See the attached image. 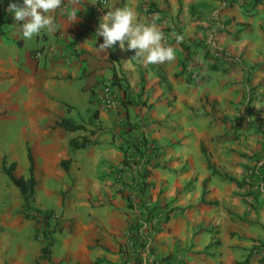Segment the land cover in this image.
<instances>
[{"label":"crops","instance_id":"crops-1","mask_svg":"<svg viewBox=\"0 0 264 264\" xmlns=\"http://www.w3.org/2000/svg\"><path fill=\"white\" fill-rule=\"evenodd\" d=\"M255 1L257 3L254 2L255 6L247 13L238 8H225L218 14L217 8H213L216 3L211 0H107L105 8H100L97 0H80L75 9L77 20L70 23L69 17L74 9L69 0H64L61 9L52 13L58 29L53 33L42 31L29 40L23 37V22L15 21L13 14L7 11L10 3L22 5L23 0H0L7 21L1 27L0 36V132L3 133V122L11 123L13 114L19 110L27 123L38 122V126L31 130L35 136L25 134L21 138L27 142L33 159L36 207L39 206L37 177L44 176L43 199L52 197L55 182L49 175L55 163L68 161L67 179L63 183L67 193L63 205L66 216L71 214L72 207L82 208L89 216L87 232H78L74 238L75 246L87 253L88 264L97 259L101 261L99 264H127L128 256L132 254L137 253L140 259L146 255L143 251L133 250L136 238L131 234L130 225L137 218L126 202L128 197H133L132 194L128 190L116 193L115 186L110 184V172L123 160L118 142L108 136L109 131L89 136L94 122L110 130L113 120L106 115L107 110L101 104L92 103L90 99L91 86L99 78L114 77L120 82L123 88L120 93L122 99L127 100V113L131 119L135 118L138 109L144 110L145 107L147 111L142 113H146V119L150 123L161 121L162 125L150 124L142 133L144 139L161 147L160 167L164 161L168 165L163 170L154 166L148 181L159 184L158 206L172 209L174 214L167 215L163 231L150 242L153 251L140 260L143 261L140 264H159L157 257L167 260L183 249L185 252L177 258L185 264H228V247L242 254L250 249L251 241H260L249 229L252 226L248 218L237 221L246 212L238 199H230L229 204L234 222L222 212V203L228 209V184L219 181V189L215 187L218 174L208 172L199 148L201 141L209 145L214 136L208 129L202 132L198 128L202 123L208 125L210 118L205 112H209L210 107L222 114L218 115L228 118L227 95L224 101L216 90L226 91V81H241L243 77L242 72L226 63L228 59L241 61L244 67L252 68L248 70L252 85L261 84L264 79V2ZM150 4L154 7L150 8ZM124 7L133 9L140 22L155 20L164 34V45L175 49L174 61L146 65L132 58L135 50H121L118 43L106 52L98 50L103 38L96 37L95 32L101 17L110 9ZM153 8L155 11H151ZM208 10H211L210 14ZM177 35L183 36L182 43H177ZM204 41H211L214 48L227 57L223 60L224 75L215 70L219 66L208 60L200 70L202 79L195 87L187 86L180 77V68L188 59L193 44L200 42L203 52L209 51ZM180 44L187 47V58ZM35 51H42L40 60L31 59ZM261 85L264 88V83ZM199 97L212 102L211 106L195 102ZM61 119H68L85 130L68 133L59 128L50 129ZM88 122L93 124L88 125ZM82 137L90 139L93 144L86 149L69 147V140L78 141ZM8 144L5 147L9 152ZM133 172V168L126 172L124 181L128 182ZM99 175L104 178L99 180ZM25 176L26 173L22 175ZM189 181L192 183L187 189ZM17 195L13 189V198ZM13 198L12 201H0V228L4 227L5 219L13 218L21 209V204L14 202ZM201 198L218 206L201 204ZM39 209L46 208L40 204ZM229 224L233 235L228 237ZM15 235L17 232H13L11 238L14 239L9 243L0 240V261L10 262L15 256L13 247L19 245L15 244V239L19 238ZM214 240L218 245L209 246ZM54 247L53 244L50 259L59 264L65 252L52 253ZM39 248L31 253L20 246L22 264L32 259L35 264L43 262L37 259ZM15 250H19L17 246ZM170 262L161 264H174Z\"/></svg>","mask_w":264,"mask_h":264},{"label":"rangeland","instance_id":"rangeland-1","mask_svg":"<svg viewBox=\"0 0 264 264\" xmlns=\"http://www.w3.org/2000/svg\"><path fill=\"white\" fill-rule=\"evenodd\" d=\"M211 1L212 3H216L213 8H217L218 14L225 8H238L242 10L243 13H247L255 6V0H242V2H247L242 5L235 4L231 0ZM259 1L264 2V0ZM204 4L206 3H202V5ZM207 12L210 14L211 10H208ZM204 45L209 48V51H206V53L203 52V45L200 42L193 44V48L191 44L190 47L192 50L190 55L188 59L184 60L183 68H180V77L187 86L195 87L198 80L202 79L200 76V70H202L204 64H207L208 60L213 61L212 64L215 66H219L220 68L215 67V70H218L220 75H224L225 67L223 66L225 65V61L223 62V60H225V58L227 59V57L220 50L214 48L211 41H204ZM215 53H219L224 59H221V62L215 60ZM226 63H228V65H233L236 70L242 72L243 77L241 81H226L227 83L224 86L225 89L228 88L226 90L227 93L225 90H216L220 97L223 96L224 101L227 95L228 99L226 102L228 103V118L226 116H221V113H216L213 107L209 108V112H205L210 118L208 121L209 123L208 125L207 123H202L198 128L202 132L204 129H208L209 133L214 137L211 139L209 145L206 142L201 141L199 143V148L202 157H204L208 172H210V174H218V183H216L215 187L219 189V181L228 184V209L226 208V204L222 203V212L228 214L230 222H234V220L231 219L232 216H230L231 214L233 215V213L230 211L229 204L232 199H238L240 204L246 208V214L244 213L243 218H239L237 221H244V218H248L249 225L252 226L249 229L256 233V236L260 238V241H251L250 249L245 250L244 253L241 252L242 254L236 253V250H231V247H228V264H243L244 261H246V264H264V88L262 87L263 85H261L264 83V79H261V84L257 83V85H252V79L248 77V70H251L252 68H246L242 65L241 61L236 60L229 61L228 59V62ZM261 65L262 64H260V66ZM229 69L230 67H228V73ZM104 80H109V78L96 79L91 86V90H96L99 87V84ZM218 82L219 81H216V83ZM213 91H215V88ZM126 101V99L123 100L122 103L124 106L122 105V109L118 110L119 112L106 111V115L113 118L110 130L109 128L100 127L99 123L96 124L94 122L95 119L93 120L94 124L92 122V134L101 135L105 134L106 131H109L108 136L118 142V148L123 156V163L121 162L119 166L110 172V184L111 186H115L116 193L128 190L132 194L133 197L131 199L128 197L127 199L129 200L128 204L131 207L130 210L133 211L132 214H135L137 220H143L144 215L149 212L150 209H153L154 212L159 214L161 219L165 218V215L170 217L174 214V210L172 211V209H168L165 206H158V200L161 194L159 184L154 182L150 183L148 181L150 171L154 166H158L163 170L164 168L166 169L168 165H165L166 162L164 161L163 166L160 167L159 159L161 147L156 146L153 141H147L142 136L144 128L150 124L161 127V121L150 123L146 119V113H142L144 110V112L147 111V108L145 107L144 110L138 109L135 118L131 119L127 113L128 109L126 108ZM195 102H200L201 106L203 104L211 106L212 104V102L207 101L204 97H199ZM92 103L95 102L92 101ZM241 110L244 114L241 113ZM13 115L14 118L11 120V123L7 122L6 124V122H3V133L0 132V139L5 142L3 143L2 140H0V161L4 158L7 165L12 162L15 163L13 174L15 177H20L26 173L27 167L25 159L27 142L21 141V138L25 134L30 135L31 137L35 136L36 134L31 130L38 126V122L31 121L27 123L25 119L21 118L22 111L20 110ZM89 124H91V122H88V125ZM140 138H143L147 144L146 147L142 148L141 145L139 147L140 150L136 151L133 149L134 147L132 145L139 141ZM7 144L9 145V152L5 147ZM145 148H149L151 152L148 154L143 153ZM37 150L38 145L34 147L35 154L37 153ZM148 157L150 158L149 163L146 162ZM183 166L186 167L187 165ZM119 167H125V169L119 171ZM132 168L134 169L132 178L128 182L124 181L123 175ZM146 170L149 172L148 177L142 178V175ZM49 176L54 179L55 182L52 189L54 191L53 195L50 198L43 199L45 183L43 182L42 177L44 176H38L37 202L39 206H37L40 208V204H44L46 209H51L52 212L58 216L59 224L62 228L61 233L53 235L55 247L53 248L52 253H59L60 251L65 252L62 255L63 258L60 260L59 264H88L87 253L81 247L75 246L74 238L78 232H87L89 228V216H87L86 211H83L80 207L70 208L71 214L66 216V208L64 205L63 208L60 207V200L62 198L64 201V197L67 193L63 187V183L67 179L66 174L59 168L58 163H55V168ZM101 178L103 179L104 177L99 175L98 179L100 180ZM228 179L233 180V182L228 181ZM68 180L71 181L70 178H68ZM191 183L192 181H189L186 184L187 189L190 187ZM2 184H4V187L1 188ZM13 189L17 193L16 189L0 173V201H12ZM13 200L14 202H19V204H21L18 195L15 196ZM33 206L36 207V203H33ZM12 217L13 218L8 220L5 219L4 227L0 228V240L9 243L14 239L11 238L13 232H17L18 235H15L14 237H19L15 239V244L19 243V245H16L19 250H15L16 246H14L13 249L15 256L12 257L10 262L2 259L0 264H22L19 255V251L21 250L20 246L26 247V250L31 253L35 252L38 247H40L39 243L31 238V236H33V230L36 227L33 220L23 219L21 209H18ZM230 226L231 225L229 224L228 237L233 235ZM162 231V228L156 230L152 238ZM152 238H150V242ZM27 242H29L30 245ZM213 244L218 245V241L214 240L212 245L209 246L213 247ZM150 245L151 243L147 244V246L145 244L144 249L139 250L145 252V258L148 254L150 255L151 251H153ZM182 251H180L181 253L178 252V254H174V256H171L167 260L162 257H157L156 262L161 264L163 261H171L170 263L174 264H185L182 260L178 259L180 255L182 256L185 252ZM139 257L137 256V253L132 254L128 256V261L126 262H128L127 264H140L143 262L140 260L144 259V257L142 259ZM100 262L101 261L97 259L94 260L92 264H99ZM25 264H35V259L29 260L28 262H25ZM38 264L44 263L40 262Z\"/></svg>","mask_w":264,"mask_h":264},{"label":"clouds","instance_id":"clouds-1","mask_svg":"<svg viewBox=\"0 0 264 264\" xmlns=\"http://www.w3.org/2000/svg\"><path fill=\"white\" fill-rule=\"evenodd\" d=\"M64 0H23L22 5L10 3L7 11L21 23V31L25 39H32L42 31L53 33L58 29L52 13L61 9ZM73 7L70 23L77 20L76 6L80 0H69ZM96 37H102L103 43L97 47L100 52L113 48L117 43L121 50H135L133 59L144 64L158 65L175 60V49L165 46L164 34L160 27L152 22H140L136 12L129 8L110 9L101 17L95 32ZM183 36L177 35V43L183 42ZM127 42V47H125Z\"/></svg>","mask_w":264,"mask_h":264},{"label":"trees","instance_id":"trees-1","mask_svg":"<svg viewBox=\"0 0 264 264\" xmlns=\"http://www.w3.org/2000/svg\"><path fill=\"white\" fill-rule=\"evenodd\" d=\"M255 3H257L255 1ZM154 7L153 4H150V8ZM0 10L2 8L0 7ZM151 11H155L151 9ZM3 12V10H2ZM6 14H3L0 17V36L2 35V29L5 24H7L6 21ZM182 51L185 53V56L187 58L188 50L187 47L184 44H180ZM183 68V64L181 66ZM112 81L115 85H117L120 89H123L122 86L119 84L120 82L116 80L114 77L112 78ZM94 115V114H93ZM62 129L65 132L68 133H73L75 131H84V127L81 125H75L73 124L70 120L68 119H61L58 122H55L51 129ZM89 135H92V132H89ZM93 143L91 142L90 139L86 137H82L80 140H69L68 145L71 149H86L89 146H91ZM147 142L143 139L140 138L139 141L135 142L132 146L134 147L133 149L136 151L140 150V146L146 147ZM139 148V149H138ZM25 159L27 163L26 167V176L25 177H15L13 175V171L15 169V163H10L6 164L5 159L2 158L0 161V173L6 178V180L17 190L20 201H21V215L23 219L25 220H33L35 223L36 227L33 230V236L32 238L37 241L40 245L39 248V256L38 260L46 262L48 264H54L51 262L50 259V249L54 244V239L53 235L54 234H59L62 231V228L59 224L58 216H56L52 210L49 209H39L33 206L34 203V191L36 187V179L34 177V164H33V159L31 157V153L28 147H26L25 151ZM124 160H122L123 163ZM146 162H150V158L148 157L146 159ZM59 168L67 174V165L68 161L67 160H61L59 162ZM213 173V172H212ZM149 172L146 170L144 174L142 175V178H147ZM216 174V173H214ZM228 181L233 182V180L228 179ZM238 184V183H236ZM203 194V192H202ZM127 206H129L128 202L129 200H126ZM201 204L208 205L210 207H216L217 204L215 202H204L202 198L200 199ZM60 207H63V199L61 198L60 200ZM152 214H156L158 216L159 214L154 213V210L150 209L149 212H147L143 220L146 221L149 219V217ZM159 217H161L159 215ZM164 221H167V215H165ZM131 228H133V225H130ZM137 232V231H136ZM135 241L133 243L134 248L133 250L139 251L141 249H144L145 247V242L143 241L142 236H135ZM138 256V255H137ZM37 264V262H36ZM243 264H246V261L243 262Z\"/></svg>","mask_w":264,"mask_h":264},{"label":"built area","instance_id":"built-area-1","mask_svg":"<svg viewBox=\"0 0 264 264\" xmlns=\"http://www.w3.org/2000/svg\"><path fill=\"white\" fill-rule=\"evenodd\" d=\"M235 4H246L247 2H242V0H231ZM97 4L100 8H105L107 5V0H97ZM3 15L2 10H0V17ZM42 57V51H35L31 54L32 60H40ZM215 60H221L222 55L219 53H215L214 55ZM120 88L115 85L110 78L109 80H104L99 84V87L92 91L90 94V99L95 102L101 104V106L108 111H117L122 109V96L120 93ZM151 150L144 149L143 153L148 154ZM143 156V155H142ZM125 169V167H119V171ZM156 213V212H154ZM166 222L164 218H160L159 215L152 214L148 220L144 221L141 219L135 220L133 224V228L131 234L133 236H142L143 241L145 242L146 246L150 243V238L155 234L156 230H159L163 227ZM137 231V232H136Z\"/></svg>","mask_w":264,"mask_h":264}]
</instances>
